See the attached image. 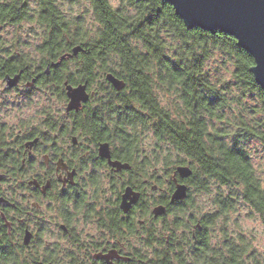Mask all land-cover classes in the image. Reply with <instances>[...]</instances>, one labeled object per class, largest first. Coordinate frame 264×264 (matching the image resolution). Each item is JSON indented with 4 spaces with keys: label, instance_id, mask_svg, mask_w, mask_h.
I'll use <instances>...</instances> for the list:
<instances>
[{
    "label": "clouds",
    "instance_id": "obj_1",
    "mask_svg": "<svg viewBox=\"0 0 264 264\" xmlns=\"http://www.w3.org/2000/svg\"><path fill=\"white\" fill-rule=\"evenodd\" d=\"M216 7L0 0V264H264V0Z\"/></svg>",
    "mask_w": 264,
    "mask_h": 264
},
{
    "label": "water",
    "instance_id": "obj_2",
    "mask_svg": "<svg viewBox=\"0 0 264 264\" xmlns=\"http://www.w3.org/2000/svg\"><path fill=\"white\" fill-rule=\"evenodd\" d=\"M244 2L245 0H191V3L196 7L208 3L216 5V12L210 19L213 22L226 25L229 30H235L240 35L242 43L254 45L256 37L249 23L239 11H233L234 6ZM251 67H257V65L253 63Z\"/></svg>",
    "mask_w": 264,
    "mask_h": 264
},
{
    "label": "trees",
    "instance_id": "obj_3",
    "mask_svg": "<svg viewBox=\"0 0 264 264\" xmlns=\"http://www.w3.org/2000/svg\"><path fill=\"white\" fill-rule=\"evenodd\" d=\"M253 64L250 65V67L252 66Z\"/></svg>",
    "mask_w": 264,
    "mask_h": 264
}]
</instances>
